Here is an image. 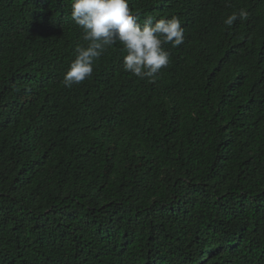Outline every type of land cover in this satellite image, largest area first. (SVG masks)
Wrapping results in <instances>:
<instances>
[{
  "label": "trees",
  "instance_id": "trees-1",
  "mask_svg": "<svg viewBox=\"0 0 264 264\" xmlns=\"http://www.w3.org/2000/svg\"><path fill=\"white\" fill-rule=\"evenodd\" d=\"M71 4L0 0V264H264V0H129L169 65L69 88Z\"/></svg>",
  "mask_w": 264,
  "mask_h": 264
},
{
  "label": "clouds",
  "instance_id": "clouds-1",
  "mask_svg": "<svg viewBox=\"0 0 264 264\" xmlns=\"http://www.w3.org/2000/svg\"><path fill=\"white\" fill-rule=\"evenodd\" d=\"M71 17L83 30L86 46H78L75 58L64 74L66 87L89 79L105 52L117 44L122 46L123 69L131 75L155 80L170 63L165 44L178 47L188 36L187 22L179 15L171 18L138 22L129 0H72ZM248 12L241 9L224 19L231 26L237 19L246 20Z\"/></svg>",
  "mask_w": 264,
  "mask_h": 264
}]
</instances>
